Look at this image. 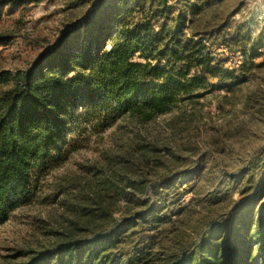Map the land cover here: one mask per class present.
<instances>
[{"label": "rangeland", "instance_id": "374dc122", "mask_svg": "<svg viewBox=\"0 0 264 264\" xmlns=\"http://www.w3.org/2000/svg\"><path fill=\"white\" fill-rule=\"evenodd\" d=\"M146 1L0 0V71L24 70L73 39L75 51L88 29L110 22L113 3L125 13ZM167 9L166 22L185 16L182 32L197 41L218 26L238 38L229 46L207 42L230 79L211 80L149 120L113 114L86 95L71 101L69 132L33 168L29 194L13 198L0 222V264L35 257L34 264H56L46 258L71 247L97 251L63 255L65 264H187L209 234L228 241L229 224L257 212L264 201V0H167ZM128 172L134 189L119 183L116 200L112 177Z\"/></svg>", "mask_w": 264, "mask_h": 264}, {"label": "trees", "instance_id": "16d2710c", "mask_svg": "<svg viewBox=\"0 0 264 264\" xmlns=\"http://www.w3.org/2000/svg\"><path fill=\"white\" fill-rule=\"evenodd\" d=\"M146 3L125 13L114 12L113 3L110 22L99 21L88 29L75 51L69 49L73 39L37 55L24 70L0 71V85H10L0 90V222L14 206L13 198L29 194L33 168L69 132L65 110L77 97L99 100L113 114L149 120L171 111L178 98L211 85V80L230 79L225 60L207 45L215 40L228 46L239 42L225 26L204 31L197 41L182 32L185 16L166 22L167 0ZM159 18L165 19L158 23ZM104 40H109L108 47ZM129 174L113 175L116 200L119 183L134 189ZM258 207L255 214L250 210L229 224L228 241L214 232L201 240L187 264H264V201ZM96 251L71 247L46 259L65 264L63 255L90 257Z\"/></svg>", "mask_w": 264, "mask_h": 264}]
</instances>
